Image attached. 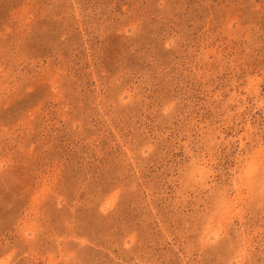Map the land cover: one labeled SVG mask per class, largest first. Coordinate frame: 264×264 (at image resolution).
Returning a JSON list of instances; mask_svg holds the SVG:
<instances>
[{
  "label": "rangeland",
  "instance_id": "obj_1",
  "mask_svg": "<svg viewBox=\"0 0 264 264\" xmlns=\"http://www.w3.org/2000/svg\"><path fill=\"white\" fill-rule=\"evenodd\" d=\"M0 264H264V0H0Z\"/></svg>",
  "mask_w": 264,
  "mask_h": 264
}]
</instances>
